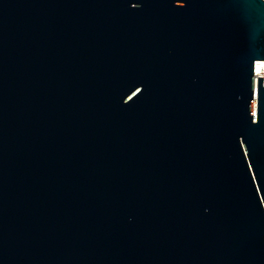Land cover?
Here are the masks:
<instances>
[{
  "label": "water",
  "instance_id": "water-1",
  "mask_svg": "<svg viewBox=\"0 0 264 264\" xmlns=\"http://www.w3.org/2000/svg\"><path fill=\"white\" fill-rule=\"evenodd\" d=\"M257 60L264 0H0V264H264Z\"/></svg>",
  "mask_w": 264,
  "mask_h": 264
},
{
  "label": "built area",
  "instance_id": "built-area-1",
  "mask_svg": "<svg viewBox=\"0 0 264 264\" xmlns=\"http://www.w3.org/2000/svg\"><path fill=\"white\" fill-rule=\"evenodd\" d=\"M256 67L258 68L256 70ZM253 76H254V86L257 85V76H263L262 82L264 84V60H257L254 62V69H253ZM256 97V94H254Z\"/></svg>",
  "mask_w": 264,
  "mask_h": 264
},
{
  "label": "bare ground",
  "instance_id": "bare-ground-1",
  "mask_svg": "<svg viewBox=\"0 0 264 264\" xmlns=\"http://www.w3.org/2000/svg\"><path fill=\"white\" fill-rule=\"evenodd\" d=\"M258 68L256 67V70H257Z\"/></svg>",
  "mask_w": 264,
  "mask_h": 264
}]
</instances>
